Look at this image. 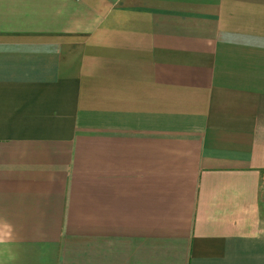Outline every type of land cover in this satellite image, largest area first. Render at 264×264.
<instances>
[{
    "label": "crops",
    "instance_id": "0c3cea01",
    "mask_svg": "<svg viewBox=\"0 0 264 264\" xmlns=\"http://www.w3.org/2000/svg\"><path fill=\"white\" fill-rule=\"evenodd\" d=\"M0 264H264V0H0Z\"/></svg>",
    "mask_w": 264,
    "mask_h": 264
}]
</instances>
